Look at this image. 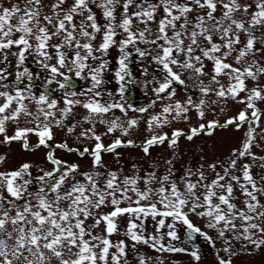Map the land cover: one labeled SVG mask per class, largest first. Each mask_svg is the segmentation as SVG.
<instances>
[{
	"label": "snow or ice",
	"instance_id": "snow-or-ice-1",
	"mask_svg": "<svg viewBox=\"0 0 264 264\" xmlns=\"http://www.w3.org/2000/svg\"><path fill=\"white\" fill-rule=\"evenodd\" d=\"M136 87L154 99L137 105ZM229 104L240 110L226 116ZM260 105L264 0H3L0 144L47 151L0 171V264H165L164 253L199 264L198 240L216 264H233L264 248ZM141 122L142 143L122 139ZM229 127L241 139L226 155L209 160L200 148L183 159L181 138L195 143ZM165 144L170 155L153 158ZM119 148H139L143 163L125 169ZM104 154L119 166L109 168Z\"/></svg>",
	"mask_w": 264,
	"mask_h": 264
},
{
	"label": "rangeland",
	"instance_id": "rangeland-1",
	"mask_svg": "<svg viewBox=\"0 0 264 264\" xmlns=\"http://www.w3.org/2000/svg\"><path fill=\"white\" fill-rule=\"evenodd\" d=\"M0 2H3V0H0ZM189 86L192 87L191 83ZM113 87H115L114 84L108 85L109 89ZM134 94L135 103L137 105H147L150 100L154 99V96L150 90L148 96H144L140 92L139 87L135 88ZM184 94L185 93L183 89L178 87L177 98H182ZM158 107L159 105H157L156 110H158ZM225 107L226 116L235 115L240 110V106L236 104L225 105ZM260 107L264 108V105H260ZM76 111L80 112L81 110L77 109ZM116 115H121L118 110L116 111ZM129 116L135 117L137 116V114L129 112ZM226 116L218 115L214 117L211 113H209L207 119L211 120L214 118H219L221 122H223ZM193 123H195V119H193ZM261 126L264 127V118H262ZM173 127L187 129V125L183 123L175 124L173 125ZM103 131L104 128L101 126L98 130V134L99 132ZM163 131L169 132V134L171 133V129L168 128L163 129ZM8 133L9 135L13 134V127H9ZM148 135L149 134L146 132L145 124L141 122L138 128L133 129L129 133V136L122 137V139H132L137 144H140ZM118 136H120L119 132L105 136L103 138V143L107 146ZM63 138L64 134L57 130L55 135L56 142L62 141ZM2 139L3 137H0V140ZM240 139L241 132H237L234 128L229 127L227 130H217L212 137L201 136L200 138L196 139L195 143H189L183 138H181L179 150L184 160H190L193 158L194 154H200L198 149L203 148L204 153H206L208 159L211 160L214 158V156L223 157L224 155H226L230 149L235 148L237 145H239ZM28 142L30 145H35L36 143H38V138L35 135L30 134L28 137ZM69 143L72 144V141L69 140ZM46 151L47 149L43 147L39 148L35 152L24 151L20 142H12L10 145L7 146L0 144V155L7 156V162L4 165H0V171L15 169L22 162H41L44 159ZM117 151L121 154L119 165H123L125 169H127L133 162L143 163V153L140 151L139 148H119L117 149ZM150 151L153 158L170 155L166 144L162 147H156L154 149H151ZM256 151L259 150L256 149ZM56 155L68 161H78L81 170L87 169L90 164V161L87 158L83 160H78V158L74 154L69 155L59 150L57 151ZM103 159L105 164L111 169H116L119 166L112 154H104ZM44 166L47 169L51 168L50 165ZM144 166L146 167L147 165L145 164ZM179 167L180 163H177V168ZM184 232L185 228L182 225H178V233L182 235ZM174 243L179 246H184L180 243V241H176ZM217 248H219V245H217ZM199 249L201 255V260L199 261V264H216L215 250L211 246L202 241V245L199 247ZM142 250L148 251L150 255H156L148 249ZM191 250L192 247L189 245V251ZM161 255L165 261V264H197V262L194 261L193 258L186 253H164ZM221 255H223V253H221ZM233 264H264V248L260 250H253L251 254L242 252L240 255L234 258Z\"/></svg>",
	"mask_w": 264,
	"mask_h": 264
},
{
	"label": "flooded vegetation",
	"instance_id": "flooded-vegetation-1",
	"mask_svg": "<svg viewBox=\"0 0 264 264\" xmlns=\"http://www.w3.org/2000/svg\"><path fill=\"white\" fill-rule=\"evenodd\" d=\"M135 89H134V92L130 93L129 95H132V96H135ZM198 245L199 247L202 245V240H198Z\"/></svg>",
	"mask_w": 264,
	"mask_h": 264
}]
</instances>
